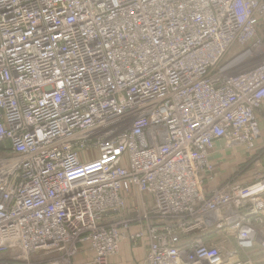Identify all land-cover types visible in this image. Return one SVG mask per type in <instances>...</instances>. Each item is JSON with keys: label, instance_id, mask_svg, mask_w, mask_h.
<instances>
[{"label": "built area", "instance_id": "1", "mask_svg": "<svg viewBox=\"0 0 264 264\" xmlns=\"http://www.w3.org/2000/svg\"><path fill=\"white\" fill-rule=\"evenodd\" d=\"M263 20L264 0H0V264H113L124 241L249 264L230 232L264 252Z\"/></svg>", "mask_w": 264, "mask_h": 264}, {"label": "crops", "instance_id": "2", "mask_svg": "<svg viewBox=\"0 0 264 264\" xmlns=\"http://www.w3.org/2000/svg\"><path fill=\"white\" fill-rule=\"evenodd\" d=\"M232 150H228L227 153H232ZM243 154V153H242ZM241 152L235 155L236 158L241 157ZM223 159L222 155H217L215 158L216 162H219ZM229 242L230 247L234 249L233 254H231L232 260L237 258H242L249 261V264H264V252L260 249L259 245L254 247L249 251H242L237 249L235 244L234 235L230 232ZM92 252L84 251L79 253L75 257L76 264H93L92 260ZM147 255V248L145 245L134 246L129 241H124L121 244L120 252L113 256L111 261L113 264H145V258Z\"/></svg>", "mask_w": 264, "mask_h": 264}, {"label": "rangeland", "instance_id": "3", "mask_svg": "<svg viewBox=\"0 0 264 264\" xmlns=\"http://www.w3.org/2000/svg\"><path fill=\"white\" fill-rule=\"evenodd\" d=\"M258 30H259V35L262 38V45H261L260 50H263L264 49V20L260 23ZM261 52H262V54L259 57H257L259 62L264 60V50ZM54 256L55 255H53L51 257H54ZM51 257L50 258H44L43 252H39V253H36V254L31 256V258L36 259V260L30 259V261L33 264H44V263L46 264V263H49L51 261V259H55V258H51ZM74 261L75 260H72L69 263L67 261H65L64 263L65 264H74L75 263Z\"/></svg>", "mask_w": 264, "mask_h": 264}]
</instances>
